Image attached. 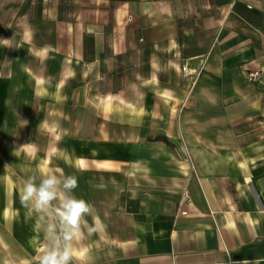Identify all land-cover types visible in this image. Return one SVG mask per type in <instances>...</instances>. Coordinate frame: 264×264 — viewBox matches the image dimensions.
<instances>
[{"label": "crops", "instance_id": "1", "mask_svg": "<svg viewBox=\"0 0 264 264\" xmlns=\"http://www.w3.org/2000/svg\"><path fill=\"white\" fill-rule=\"evenodd\" d=\"M47 172L93 206L73 264H264V0H0V264Z\"/></svg>", "mask_w": 264, "mask_h": 264}, {"label": "clouds", "instance_id": "2", "mask_svg": "<svg viewBox=\"0 0 264 264\" xmlns=\"http://www.w3.org/2000/svg\"><path fill=\"white\" fill-rule=\"evenodd\" d=\"M77 187L76 176L55 172L31 175L23 180L21 204L29 214H37L46 241L39 264H73L80 259L75 243L83 236L81 226L85 216L92 214L93 206L73 194ZM98 230L99 227L90 228L89 232Z\"/></svg>", "mask_w": 264, "mask_h": 264}, {"label": "built area", "instance_id": "3", "mask_svg": "<svg viewBox=\"0 0 264 264\" xmlns=\"http://www.w3.org/2000/svg\"><path fill=\"white\" fill-rule=\"evenodd\" d=\"M181 69H182V73H183L185 76L190 75V70H189L187 64L182 65V68H181ZM260 74H261L260 71L250 72V73L248 74V78H249L250 80L254 81V80H257V79L260 77Z\"/></svg>", "mask_w": 264, "mask_h": 264}, {"label": "rangeland", "instance_id": "4", "mask_svg": "<svg viewBox=\"0 0 264 264\" xmlns=\"http://www.w3.org/2000/svg\"><path fill=\"white\" fill-rule=\"evenodd\" d=\"M13 251L15 252V249L12 248V247H10V248H9V253H11V252H13Z\"/></svg>", "mask_w": 264, "mask_h": 264}]
</instances>
